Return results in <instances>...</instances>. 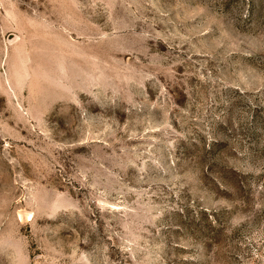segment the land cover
Here are the masks:
<instances>
[{
  "label": "rangeland",
  "instance_id": "374dc122",
  "mask_svg": "<svg viewBox=\"0 0 264 264\" xmlns=\"http://www.w3.org/2000/svg\"><path fill=\"white\" fill-rule=\"evenodd\" d=\"M0 264H264V0H0Z\"/></svg>",
  "mask_w": 264,
  "mask_h": 264
}]
</instances>
